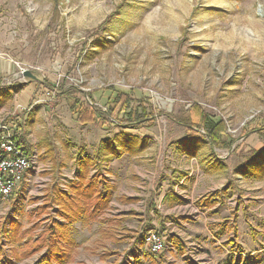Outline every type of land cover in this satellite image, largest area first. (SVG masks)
<instances>
[{
    "label": "rangeland",
    "instance_id": "rangeland-1",
    "mask_svg": "<svg viewBox=\"0 0 264 264\" xmlns=\"http://www.w3.org/2000/svg\"><path fill=\"white\" fill-rule=\"evenodd\" d=\"M21 69L42 83L20 79ZM72 89L89 110L104 109L114 90L128 93L150 106V123L80 124L62 97ZM192 103L224 120L231 149L188 135L176 119ZM3 124L34 156L30 181L0 201V229L20 226V241H1L9 264L40 257L23 256L24 232L35 225L36 238L57 219L55 208L38 209L51 186L76 180L84 158L114 190L98 219L107 221L73 227L72 264H264L259 169L249 167L264 159L245 164L264 148V0H0ZM131 137L146 141L143 153L122 151ZM238 167L249 175L241 178ZM213 193L219 201H209Z\"/></svg>",
    "mask_w": 264,
    "mask_h": 264
},
{
    "label": "trees",
    "instance_id": "trees-1",
    "mask_svg": "<svg viewBox=\"0 0 264 264\" xmlns=\"http://www.w3.org/2000/svg\"><path fill=\"white\" fill-rule=\"evenodd\" d=\"M110 17L103 23L104 25L110 24ZM74 90L77 91V89L64 91L62 97L70 100L71 113L74 115L75 121L80 124H97L101 128H104L113 123H119L137 129L150 123L149 118L153 115L148 110L150 106H146L141 102L133 103L128 93L115 90L114 97H108L104 109L93 105L89 110L83 101H80L72 95ZM88 96L89 100L93 102L92 96L90 94ZM176 120L185 128L190 137H195L201 132V137L214 149L229 150L234 143V140L227 133L224 120L214 119L212 115L205 112L197 103H192L186 110V113L179 116ZM262 130L257 129L259 136L264 140ZM185 142L183 141L181 144H185ZM146 144V141L143 139L138 140L135 137H131L126 139L122 151L128 153L130 156H136L143 153L147 147ZM188 150V157H195L197 148L192 145ZM111 151L113 152L112 156H119L121 154L117 153L114 149ZM112 156L106 157L105 161L110 160ZM260 157L264 159V148L259 152L250 151V155L245 159V164L249 165L248 163ZM94 166L96 167L97 164H93L89 158L80 159L77 163V178L66 187V190L51 186L46 192L45 203L38 209L39 213L45 212L49 208H55V217L57 219L52 218L50 225L36 235V238L29 237V234L37 229L35 225L24 232L28 236L26 243L28 249L23 251V256H29L43 251L34 264H72L73 251L77 247L71 238L73 227L79 223L89 224L95 221H107L106 219H98L108 210L114 188L106 183L101 174V170H97L93 174L91 173ZM249 167L259 169V174H264V163L259 164L254 162V165H250ZM54 168H56L55 165L51 167V171ZM247 169L248 167L241 170L238 167L236 171L238 173L241 172V176H247ZM221 191L223 192L225 189L223 188ZM210 196L209 201H213V197H217L216 200L219 201V193H213ZM120 199L125 203H134L137 201L136 199L134 201L132 198L126 199L122 197ZM206 203L209 205L214 204L213 202ZM19 230V224L14 221H9V228L6 225L1 227L0 264L10 263L3 257L1 247L2 239L4 238L15 244L21 234H19ZM229 245H231V241Z\"/></svg>",
    "mask_w": 264,
    "mask_h": 264
},
{
    "label": "built area",
    "instance_id": "built-area-1",
    "mask_svg": "<svg viewBox=\"0 0 264 264\" xmlns=\"http://www.w3.org/2000/svg\"><path fill=\"white\" fill-rule=\"evenodd\" d=\"M259 8V7H258ZM26 69H21V73ZM33 155L24 152L21 143L15 139L14 132L7 124L0 127V199L11 197L22 182H29L28 173L32 169ZM64 188V187H63ZM63 190H66L63 189ZM158 239L152 238L151 252L160 251Z\"/></svg>",
    "mask_w": 264,
    "mask_h": 264
},
{
    "label": "crops",
    "instance_id": "crops-1",
    "mask_svg": "<svg viewBox=\"0 0 264 264\" xmlns=\"http://www.w3.org/2000/svg\"><path fill=\"white\" fill-rule=\"evenodd\" d=\"M263 149V147L256 149L257 152L261 151ZM246 151V150H244ZM251 174V173H250ZM249 175V174H248ZM247 176H241V178H246ZM253 178L256 179L255 181V188L257 189L258 193V200L261 201L262 203H264V176H260V174L257 175H253ZM226 180V179H225ZM223 181V180H222ZM122 198V197H121ZM128 199V198H126ZM131 199V198H130ZM237 235H235L236 237ZM74 259V258H73Z\"/></svg>",
    "mask_w": 264,
    "mask_h": 264
},
{
    "label": "water",
    "instance_id": "water-1",
    "mask_svg": "<svg viewBox=\"0 0 264 264\" xmlns=\"http://www.w3.org/2000/svg\"><path fill=\"white\" fill-rule=\"evenodd\" d=\"M18 77L20 79H26L28 82H40V83H42V81H40L37 73L29 71V70H25L22 73H19ZM50 88H52V87H50Z\"/></svg>",
    "mask_w": 264,
    "mask_h": 264
}]
</instances>
